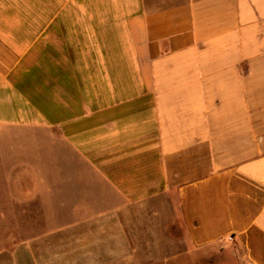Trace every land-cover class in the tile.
<instances>
[{"label": "crops", "instance_id": "0c3cea01", "mask_svg": "<svg viewBox=\"0 0 264 264\" xmlns=\"http://www.w3.org/2000/svg\"><path fill=\"white\" fill-rule=\"evenodd\" d=\"M1 212L55 264H264V0H0Z\"/></svg>", "mask_w": 264, "mask_h": 264}, {"label": "rangeland", "instance_id": "374dc122", "mask_svg": "<svg viewBox=\"0 0 264 264\" xmlns=\"http://www.w3.org/2000/svg\"><path fill=\"white\" fill-rule=\"evenodd\" d=\"M22 214L16 213L19 217ZM25 232L23 226L9 227L7 213H0V264H55V260L47 258L50 251L54 250V246L51 245L43 244L44 251L40 253L38 250L40 245L37 244V254L33 253L34 258L29 257V253L25 252V244L29 243L25 241L38 237H30ZM35 255L38 257L36 258Z\"/></svg>", "mask_w": 264, "mask_h": 264}]
</instances>
